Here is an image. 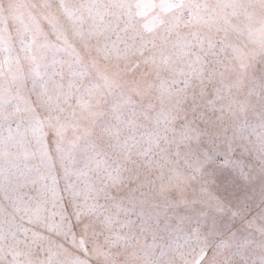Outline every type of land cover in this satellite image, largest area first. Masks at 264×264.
I'll return each instance as SVG.
<instances>
[{"label": "snow or ice", "instance_id": "obj_1", "mask_svg": "<svg viewBox=\"0 0 264 264\" xmlns=\"http://www.w3.org/2000/svg\"><path fill=\"white\" fill-rule=\"evenodd\" d=\"M0 264H264V0H0Z\"/></svg>", "mask_w": 264, "mask_h": 264}]
</instances>
